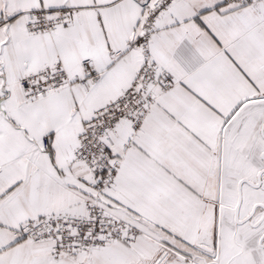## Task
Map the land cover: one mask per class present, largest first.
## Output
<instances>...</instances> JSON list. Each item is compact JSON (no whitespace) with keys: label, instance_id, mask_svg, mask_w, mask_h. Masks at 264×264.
I'll return each instance as SVG.
<instances>
[{"label":"snow or ice","instance_id":"6c2138e0","mask_svg":"<svg viewBox=\"0 0 264 264\" xmlns=\"http://www.w3.org/2000/svg\"><path fill=\"white\" fill-rule=\"evenodd\" d=\"M0 264H264V0H0Z\"/></svg>","mask_w":264,"mask_h":264}]
</instances>
